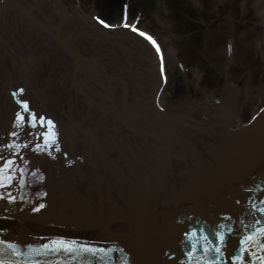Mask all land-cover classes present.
Here are the masks:
<instances>
[{"label": "bare ground", "instance_id": "bare-ground-1", "mask_svg": "<svg viewBox=\"0 0 264 264\" xmlns=\"http://www.w3.org/2000/svg\"><path fill=\"white\" fill-rule=\"evenodd\" d=\"M8 1L9 0H7V2ZM14 1L18 3L16 6L9 3V5H6L5 7L7 9L6 17L11 25V28L9 29L12 30L13 34L5 35L10 36V38L6 37L8 38L9 43H5L6 49H0V54H2L0 55V74L2 75V77H0V96L4 93V108L8 110V114L5 113V115L3 116L0 115V126H9L12 121H15V118H12L10 116V110H12L14 106L11 105V100L6 91L10 86L12 89H16L24 84L26 88L30 87V90H25L33 92L37 89L35 91L36 95L34 96V99H30V94L28 93L29 91L23 92L25 93L23 98L19 97L22 94L17 97L14 96V98L18 104L21 103V100H23L24 98L27 100V102L28 100H30L29 102H36V104L39 105H36V107L38 108H34V103H32V108L37 110L40 109V111H42V109L48 110V106H52V108H57L58 111L66 110V112H70L75 110L72 102L76 104H74V106L78 110L96 104V96L101 95V93L94 87L87 88V93H84L82 97H79L75 92L71 91V81L69 84L68 78H70L71 73L69 71L73 63H70L69 61L74 60V58L76 57L75 55H73L74 53H80L81 55L89 53L92 55L89 57V59L93 60V63L96 62L97 64H101L103 68L102 88L104 89V93L101 96H108L110 98L113 97L117 99L120 98V95H122L121 91L124 88L123 86H121L120 81H122L123 79V77L121 76H123L124 74V76H129L130 74H138V71L140 70L139 68L144 66L143 64L148 65L147 61L152 60V62H155L156 60L153 49L149 46L147 41L142 39L139 35L132 31H112L99 27L95 22H93L90 17H88V15H86V13H84L79 3L75 1L70 4V7L68 6L69 8L64 5V2L66 0ZM241 1L242 0H239V5L242 4ZM25 8L31 10L32 15H28L27 17L22 16L21 10ZM128 14L129 11H127V16H129ZM32 18L37 19L40 25H44V22L47 23V26L43 31L40 26H38V23L36 24L35 22H33ZM48 30H50L51 32H49ZM7 32L10 33V31ZM39 39L42 40L41 48H39V50L37 49V51H42L44 57L49 54L51 58H55L53 62V59L47 58L44 63L48 62V67L43 71L40 70L41 67H39V70L37 67L38 71L34 73V69L32 70V66L34 63L31 62L33 57L29 58V56L35 53V42ZM59 42H62V44H60ZM64 44L67 45L65 46ZM59 45L64 49L67 48L68 45H70L73 50L69 47L65 51H61ZM161 47L163 60L167 63L168 55L167 50L165 49L166 47L164 48L163 45H161ZM29 52L31 54L28 56ZM72 52V55L69 54ZM4 59H8V61L11 60V62H13L11 66L14 67V69H11L9 66L10 63H6ZM89 65H92L91 62L89 60H86L85 67H90ZM5 66L7 67V69L5 68ZM197 67L198 66L191 69L190 72L193 70L200 72V68L196 69ZM8 69L10 71L13 70L14 72L17 71V74L13 73L14 75L12 76L10 73H8ZM25 69L27 70L26 77L23 74L24 72L26 73V71H24ZM87 70L89 69L81 68V71H76V74H74V77L72 79V82H74L75 80L78 81V85L80 86V89L82 91L86 87L85 84L89 85V80L86 82L81 78L83 76L87 77L90 75L88 72H86ZM2 71H4L5 73ZM172 76L173 75L171 74L170 76L168 72V83L172 79ZM187 76V72L184 73V77ZM34 77H37V79H35ZM197 77L199 78L198 74H196L195 80L189 77L188 79L189 81H191L193 86L198 87L200 86V79H197ZM35 83L38 85L35 86ZM53 85H55V87H53ZM257 87L258 86L255 87L254 84L249 82L248 87H246L244 91L246 100L243 101L244 103L242 102L244 104V107H250L249 104L253 103L251 102V100L256 95L257 98L260 97L261 93L257 91L260 86L258 88ZM18 91L19 90L17 89L16 92ZM220 92L219 90L215 91V89L211 90L210 93L212 94L207 95V97H214L215 102L223 95H225V93L220 94ZM254 92H257V94ZM203 96L205 99H207L205 95ZM56 98H59L60 100L56 103L50 101L51 105H44V102L47 104L49 100H55ZM196 98H198V96H196ZM125 100L127 102L128 100H133L130 93H126ZM237 100L239 101V98L232 99L234 109H236L238 106V104H234V102ZM77 103L79 104L77 105ZM1 104L2 103L0 101V108L2 107ZM7 105L9 106V108ZM23 106L24 105L22 104L20 108L24 110ZM262 111H264L263 107ZM242 127H244V122L239 117L238 119H236L234 112H232L230 132L232 131L234 133L240 130Z\"/></svg>", "mask_w": 264, "mask_h": 264}, {"label": "rangeland", "instance_id": "rangeland-1", "mask_svg": "<svg viewBox=\"0 0 264 264\" xmlns=\"http://www.w3.org/2000/svg\"><path fill=\"white\" fill-rule=\"evenodd\" d=\"M74 1L81 3L86 13H92L93 0H66V3ZM98 1L106 5V0ZM238 2L130 0L129 10L133 15L141 13L140 24L157 30L163 39L168 55L166 66L170 76L173 75L172 79L180 73L177 63L180 56L186 59L187 67L198 63L201 69L216 66L217 73L227 68L232 79L241 74L244 82L264 85V0H242L240 5ZM155 12L161 19L155 16ZM187 14L196 20H189ZM119 16L117 10L113 17L119 20ZM194 29L198 32H193ZM243 51H247V57ZM229 57L233 59L229 61ZM188 76L193 77V74ZM173 85L176 86L177 82L170 83L166 95ZM179 85L184 91L183 84L180 82Z\"/></svg>", "mask_w": 264, "mask_h": 264}, {"label": "snow or ice", "instance_id": "snow-or-ice-1", "mask_svg": "<svg viewBox=\"0 0 264 264\" xmlns=\"http://www.w3.org/2000/svg\"><path fill=\"white\" fill-rule=\"evenodd\" d=\"M126 9H127V6H125V21L127 20V11H126ZM97 20L99 21L100 24L104 25L105 27L109 26V25L106 24V22L104 20L100 19L99 17H97ZM124 26L125 27H129V25L126 22H125ZM132 30L133 31H139L134 26H132ZM139 34L141 36H146L147 40L150 41L156 47L157 52L160 51L159 45L156 43V41H155V39L153 37H151L150 35H148V34H146L144 32H139ZM162 59H163V57L161 56V60ZM20 91L22 92L23 89H21ZM24 110L29 112V115L31 116V121L30 122H31L32 126L35 127L38 118H37V115L35 113H33V112H31L29 110L27 102H24ZM16 121H17V124H16L17 127H22L23 124L26 123L24 115L20 114V113H18L16 115ZM39 123L40 124L47 123V125L49 126V132H51V129L53 127V124H52L51 120L45 121V118L40 117L39 118ZM10 135L16 136L17 133L14 131ZM44 136H45V143L47 144L48 143L49 133L46 132L44 134ZM53 139H54V134H53ZM13 146H15L17 148L20 147L19 145H15V142H13V144H11V145H7L6 147L11 148ZM37 147H39V145ZM12 167H13V161L11 159L6 161L3 164V166L0 167V186L4 185V181L5 180H7L8 183L12 182V178H13L14 173L13 174H9V175H5L4 174L6 169H10ZM262 203H264V201H262ZM43 206L44 205H42V204L40 205V207H43ZM251 207L252 208H256L257 205L255 203H252ZM258 210L261 213H264V207H259ZM256 223H260V221L257 220ZM245 227L247 228V226H245ZM229 231H231V230H229ZM186 235H189V234H186ZM190 235L195 237L196 236L195 231L193 233H191ZM216 235L218 237L219 243L218 244H212L211 247H205L203 249V251L205 253L214 251L218 255H223V251L222 250H226V248H227V237H226V234L223 231H220V232H217ZM204 240L206 242L208 241L207 236L204 237ZM239 243H240V245H242V247L240 248V252L241 253L250 251L251 247H255L257 251L264 252V227H260V228L256 229L255 232H253V233H251L249 235H246L244 238H242L240 240ZM246 243L249 245V247H247V248L243 247V245H245ZM29 247H30V251L31 252L37 253V254H41V253H39V250L31 249V246H29ZM9 248L12 250L13 254L16 255V256H22L24 254L22 251L18 250L17 246L14 245V244H10ZM43 249L45 250V253H49V254L50 253H59L62 250L65 251V252H68V253H79L80 251H83L85 253H91V254H96L98 251H100V252L104 251L103 249H96V248L90 247L88 245H83V244L77 246V241H75V240H65L63 238L52 240L50 242V244H45L43 246ZM197 250L198 249H197L196 244H193L192 245V252H196ZM192 252L189 253L190 256L192 255ZM250 254L253 257H256V252L255 251H252ZM234 259L240 261L241 264H244V260H243V256L242 255H238V256L234 257ZM257 260H258V264H264V256L257 257ZM0 264H7V262L4 261V260H0ZM210 264H215V261H211Z\"/></svg>", "mask_w": 264, "mask_h": 264}, {"label": "water", "instance_id": "water-1", "mask_svg": "<svg viewBox=\"0 0 264 264\" xmlns=\"http://www.w3.org/2000/svg\"><path fill=\"white\" fill-rule=\"evenodd\" d=\"M216 102V101H215ZM220 102V104H223V103H225V102H227V104L229 105V106H232L233 105V102H232V99L230 98V99H228L227 98V96L226 95H223L221 98H219L218 99V102L217 103H219ZM98 106L97 104H94V105H91V106H88V107H86V108H83V109H80L79 111L81 112V115L84 117V118H93L92 116V113H93V110H94V106ZM233 107V106H232ZM227 109V111H228V114H225V113H219V115H223L222 117H223V122H222V125H221V127H220V130H223L222 131V133H225V130L226 129H230V124H231V120H232V112H230V111H232V110H230V109H228V108H226ZM64 113V112H63ZM70 113H72V114H70ZM70 113L68 112V114H69V116L71 115H73V111H70ZM56 114V113H55ZM262 114H264V111L262 112ZM65 117L67 116V115H64ZM70 116V117H71ZM228 116V117H227ZM94 121H95V119H94ZM244 127H242L241 129H243ZM240 129V130H241ZM240 130H238V131H236V132H238V133H240ZM236 132H234V133H236ZM192 135L190 134V137H191ZM118 154V153H117ZM116 157V159L118 160V162L119 163H121L123 160H122V158L124 157H126L125 156V154L123 153V157H121V154H118L117 156H115ZM119 157V158H118ZM125 165H127V164H125ZM125 167H127V166H125ZM130 174H134V172H130ZM132 181V180H131ZM45 190V189H44ZM43 190V191H44ZM43 191H41V192H43ZM42 195L44 194V196L46 197V199H47V201H49V200H51L53 197H51V195H49L48 194V192L45 190L43 193H41ZM55 232H57V231H55Z\"/></svg>", "mask_w": 264, "mask_h": 264}]
</instances>
